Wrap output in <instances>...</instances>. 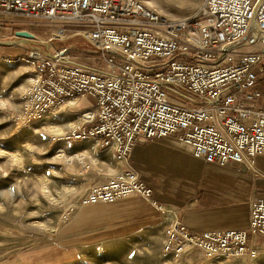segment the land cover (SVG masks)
Here are the masks:
<instances>
[{"label":"built area","instance_id":"2783aa9c","mask_svg":"<svg viewBox=\"0 0 264 264\" xmlns=\"http://www.w3.org/2000/svg\"><path fill=\"white\" fill-rule=\"evenodd\" d=\"M198 1L195 13L171 20L146 0H0V18L54 28L24 57L35 76L21 94L18 121L30 126L86 99L88 117L64 141L94 139L121 163L137 145L167 139L207 164L251 170L264 156V0ZM69 28L90 43L96 62L57 47ZM134 195L161 210L131 167L93 185L78 203ZM164 239V256L175 262L195 252L233 262L256 258L258 241L264 243V197L251 202L248 229L197 234L175 222Z\"/></svg>","mask_w":264,"mask_h":264},{"label":"rangeland","instance_id":"374dc122","mask_svg":"<svg viewBox=\"0 0 264 264\" xmlns=\"http://www.w3.org/2000/svg\"><path fill=\"white\" fill-rule=\"evenodd\" d=\"M146 3L171 20L186 18L200 6L198 0ZM0 19L5 21L4 37L0 39V264H264L262 241H258L259 255L250 260L233 262L196 252L177 262L166 258V228L153 222L146 224L164 211L141 196L127 198H137L144 205L145 217L137 216L136 212L141 211L138 206L137 210L103 209L114 204L80 206V198L93 185L123 170L121 163L94 139L64 141L72 127L84 122L82 114L91 107L85 99L30 126L18 121L21 94L35 76L33 65L25 58L35 42L43 46L54 28L17 16ZM75 30L78 29L69 28L66 39L57 47L70 48L71 58L77 61L96 62L92 46ZM22 31L35 38L17 35ZM51 122L62 128V135L49 133L47 123ZM240 172L250 175L256 183L264 181V163ZM131 212L138 219H121L133 216ZM125 222L136 223V229L125 228Z\"/></svg>","mask_w":264,"mask_h":264},{"label":"crops","instance_id":"0c3cea01","mask_svg":"<svg viewBox=\"0 0 264 264\" xmlns=\"http://www.w3.org/2000/svg\"><path fill=\"white\" fill-rule=\"evenodd\" d=\"M262 163L264 156L257 157L256 164L261 166ZM121 167L134 168L141 180L152 188L154 200L165 211L161 216L148 219L146 224L153 222V225L162 229L175 222L182 223L197 234L248 229L250 204L254 199L264 197V181L256 183L250 175L237 171L236 164L228 167L207 164L189 150L167 139L137 145L130 158L121 162ZM112 204L103 209L113 207L123 210L133 207L137 210L138 206L141 211L136 212L137 216L147 215L144 205L137 198ZM136 213H129L133 215L131 217L114 219L132 221L138 219L134 216ZM125 223L127 229L137 227L136 223Z\"/></svg>","mask_w":264,"mask_h":264},{"label":"bare ground","instance_id":"6f19581e","mask_svg":"<svg viewBox=\"0 0 264 264\" xmlns=\"http://www.w3.org/2000/svg\"><path fill=\"white\" fill-rule=\"evenodd\" d=\"M9 43H12L13 44V42H9ZM22 60H23V58H21ZM20 59V60H21ZM14 61V60H13ZM88 112H84L83 114H82V121H84L87 117H88ZM79 125H77V126H74V127H72V128H75V127H78ZM45 130V129H44ZM47 130L49 131V133L50 134H52V135H62V128L59 126V125H57V124H55V123H47ZM66 134V133H65ZM127 199H132V198H127ZM161 210H163V211H165V208L162 206L161 207Z\"/></svg>","mask_w":264,"mask_h":264},{"label":"water","instance_id":"95a60500","mask_svg":"<svg viewBox=\"0 0 264 264\" xmlns=\"http://www.w3.org/2000/svg\"><path fill=\"white\" fill-rule=\"evenodd\" d=\"M17 35H19V36H27V37H31V38L34 37L33 34H31V33H29V32H25V31L18 32Z\"/></svg>","mask_w":264,"mask_h":264}]
</instances>
